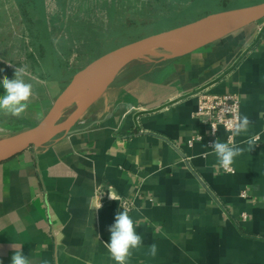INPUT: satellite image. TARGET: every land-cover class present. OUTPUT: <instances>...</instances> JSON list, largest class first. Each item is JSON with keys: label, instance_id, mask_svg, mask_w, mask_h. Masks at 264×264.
<instances>
[{"label": "crops", "instance_id": "1", "mask_svg": "<svg viewBox=\"0 0 264 264\" xmlns=\"http://www.w3.org/2000/svg\"><path fill=\"white\" fill-rule=\"evenodd\" d=\"M8 1L0 0V49L33 45L26 32L46 28L38 20L26 28L25 0L15 8ZM138 67H126L73 131L0 162V264H12L13 243L30 264H116L104 243L124 210L120 197L131 199L143 238L128 264H264V26ZM203 89L240 95L252 123L234 143L259 138L235 159L234 173L214 167L211 144L228 135H212L195 115ZM55 97L35 84L21 118L0 113V138L34 127ZM102 192L108 197L92 209Z\"/></svg>", "mask_w": 264, "mask_h": 264}, {"label": "rangeland", "instance_id": "2", "mask_svg": "<svg viewBox=\"0 0 264 264\" xmlns=\"http://www.w3.org/2000/svg\"><path fill=\"white\" fill-rule=\"evenodd\" d=\"M12 1L15 8L18 4ZM259 1L262 0H30L27 4L25 0L24 26L29 28L28 22L38 20L39 26L46 29L24 31L33 35V45L30 40L21 47L0 49V66L7 69L9 79L14 78L15 67H26V82L43 84L57 97L78 70L114 46L215 11ZM11 4L8 1L9 8ZM17 18L21 20L20 15ZM42 43L47 45L43 48ZM152 62L139 59L124 71L135 64Z\"/></svg>", "mask_w": 264, "mask_h": 264}, {"label": "water", "instance_id": "3", "mask_svg": "<svg viewBox=\"0 0 264 264\" xmlns=\"http://www.w3.org/2000/svg\"><path fill=\"white\" fill-rule=\"evenodd\" d=\"M263 18L264 0L209 13L185 24L122 44L98 56L73 75L45 116L34 127L0 138V162L9 160L29 148L43 147L60 134L73 131L87 110L132 62L139 59H171L184 55ZM198 34L205 35L184 50L174 51L166 47L171 42ZM94 76L95 80L82 101L70 103L72 94L87 78Z\"/></svg>", "mask_w": 264, "mask_h": 264}, {"label": "clouds", "instance_id": "4", "mask_svg": "<svg viewBox=\"0 0 264 264\" xmlns=\"http://www.w3.org/2000/svg\"><path fill=\"white\" fill-rule=\"evenodd\" d=\"M29 73L26 67H15L14 78L9 79L5 76L0 80V87H3L4 93L0 95V113L5 115L21 118L28 109L29 102L33 96V85L26 82L25 77ZM252 121L247 115H237L234 121L227 125L228 132L230 133L226 142L217 139L211 144V149L216 156V169H222L227 173H234V162L238 156L244 154L245 151L251 152L258 144V137H249L243 144L246 147L239 146L233 142V137L245 134L249 130ZM213 128V134L215 133ZM101 196L94 195L90 200V207L99 210L101 205ZM111 199L117 200L112 195ZM118 201V200H117ZM138 224L129 215L127 209L120 210L115 215V222L109 227L111 233L110 242L104 243L108 249L111 258L116 264H128L129 257L133 250H139L143 246V238L137 232ZM22 246L12 244L15 250L11 258L12 264H30L29 257L23 255L21 251ZM157 245L152 244L148 248V255L155 257L157 253Z\"/></svg>", "mask_w": 264, "mask_h": 264}, {"label": "built area", "instance_id": "5", "mask_svg": "<svg viewBox=\"0 0 264 264\" xmlns=\"http://www.w3.org/2000/svg\"><path fill=\"white\" fill-rule=\"evenodd\" d=\"M259 30L264 26V18L258 21ZM195 115L210 128L211 134L216 135L219 129L226 131L228 137L227 125L234 121L237 115H241V98L240 95L233 92L214 93L206 89L197 92V109ZM213 128L216 129L213 134ZM233 139V138H232ZM234 168V166H233ZM235 171V168H234ZM242 196H246L247 192L243 191ZM101 198L108 197L105 192L100 193ZM122 208L130 211L133 203L131 199L120 197Z\"/></svg>", "mask_w": 264, "mask_h": 264}, {"label": "bare ground", "instance_id": "6", "mask_svg": "<svg viewBox=\"0 0 264 264\" xmlns=\"http://www.w3.org/2000/svg\"><path fill=\"white\" fill-rule=\"evenodd\" d=\"M205 34H198L196 36L187 37L184 39H180L174 42H171L166 45L168 49L174 50V51H181L187 48L192 42L196 41L197 39L204 37ZM95 80L94 77L87 78L83 84L72 94L70 98V103H79L82 101L83 97L87 93V90L92 86L93 82Z\"/></svg>", "mask_w": 264, "mask_h": 264}, {"label": "trees", "instance_id": "7", "mask_svg": "<svg viewBox=\"0 0 264 264\" xmlns=\"http://www.w3.org/2000/svg\"><path fill=\"white\" fill-rule=\"evenodd\" d=\"M263 1V0H262ZM260 2V1H259ZM250 4H252V3H250ZM243 6V5H242ZM229 9V8H228ZM222 10H224V9H222ZM204 16V15H203ZM200 17H202V16H200ZM199 18V17H198ZM193 21V20H192ZM190 22V21H189ZM179 26V25H178ZM40 31H42V30H40ZM44 31V30H43ZM150 34H152V33H150ZM150 34H148V35H150ZM146 36V35H145ZM142 37H144V36H141V37H138V38H136V39H134V40H137V39H139V38H142ZM134 40H130V41H127V42H124V43H121V44H119V45H117V46H114V47H112V48H110V49H108V50H106L104 53H106V52H108V51H110V50H112V49H114L115 47H118V46H120V45H122V44H125V43H128V42H131V41H134ZM47 45V43L46 44H44V43H42V47L44 48L45 46ZM49 45V44H48ZM46 49V52H47V50H48V48H45ZM53 52H55L54 50H53ZM45 53V52H44ZM104 53H101L100 55H102V54H104ZM45 54H47V53H45ZM100 55H98V56H100ZM97 56V57H98ZM96 57V58H97ZM139 67L142 69V70H145V69H147V65L145 64V63H140L139 64Z\"/></svg>", "mask_w": 264, "mask_h": 264}]
</instances>
